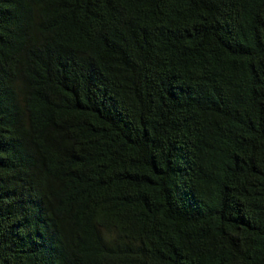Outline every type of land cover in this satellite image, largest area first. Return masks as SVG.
Returning <instances> with one entry per match:
<instances>
[{"label": "trees", "instance_id": "trees-1", "mask_svg": "<svg viewBox=\"0 0 264 264\" xmlns=\"http://www.w3.org/2000/svg\"><path fill=\"white\" fill-rule=\"evenodd\" d=\"M0 264H264V0H0Z\"/></svg>", "mask_w": 264, "mask_h": 264}]
</instances>
